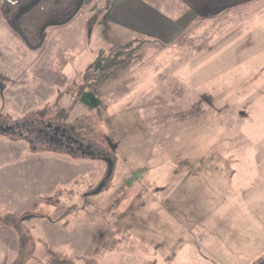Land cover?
<instances>
[{"label": "rangeland", "instance_id": "1", "mask_svg": "<svg viewBox=\"0 0 264 264\" xmlns=\"http://www.w3.org/2000/svg\"><path fill=\"white\" fill-rule=\"evenodd\" d=\"M100 3L50 25L36 51L0 12V120L53 122L115 158L95 193L107 173L104 159L32 151L0 135V264L136 259L137 211L147 215L164 165L182 151L192 154L189 165L210 147L201 137L216 121L226 130L264 98V59H254L257 69L243 59L247 11L193 20L155 38L107 20ZM171 3L168 15L183 13ZM261 5L252 15L264 14Z\"/></svg>", "mask_w": 264, "mask_h": 264}, {"label": "crops", "instance_id": "2", "mask_svg": "<svg viewBox=\"0 0 264 264\" xmlns=\"http://www.w3.org/2000/svg\"><path fill=\"white\" fill-rule=\"evenodd\" d=\"M159 1L102 0L100 4L107 20L155 38H160L157 33L171 36L193 20L206 22L247 11L244 63L257 69L254 59H264V14L252 15L264 0H172L180 7L176 11L183 12L176 17L165 12L171 11V0ZM259 65L264 68L263 62ZM253 102L233 126L224 130L218 120L208 137L202 135L203 144L210 139V147H204L199 158L185 165L192 154L182 151L174 154L181 157L179 161L174 158L164 165L162 182L152 186L159 192L149 198L147 215L137 211L143 231L131 234L136 259L120 264H264V98ZM158 203L163 205L156 211Z\"/></svg>", "mask_w": 264, "mask_h": 264}, {"label": "trees", "instance_id": "3", "mask_svg": "<svg viewBox=\"0 0 264 264\" xmlns=\"http://www.w3.org/2000/svg\"><path fill=\"white\" fill-rule=\"evenodd\" d=\"M32 1L0 0V12L31 51L43 46L50 23L62 24L70 21L83 4L77 8L78 0H37L31 5ZM112 158L114 161L115 158Z\"/></svg>", "mask_w": 264, "mask_h": 264}, {"label": "flooded vegetation", "instance_id": "4", "mask_svg": "<svg viewBox=\"0 0 264 264\" xmlns=\"http://www.w3.org/2000/svg\"><path fill=\"white\" fill-rule=\"evenodd\" d=\"M0 135L9 139L21 140L32 151L59 152L67 156L80 155L98 160L113 159L93 143L76 140L65 127L49 121L34 118L17 119L11 122L0 120Z\"/></svg>", "mask_w": 264, "mask_h": 264}, {"label": "water", "instance_id": "5", "mask_svg": "<svg viewBox=\"0 0 264 264\" xmlns=\"http://www.w3.org/2000/svg\"><path fill=\"white\" fill-rule=\"evenodd\" d=\"M82 1L83 0H78V4H77V8H79L80 7V5L82 4ZM37 2V0H33L32 2H31V5L32 4H34V3H36ZM22 11V10H21ZM57 23H50L49 24V26L50 25H56ZM105 161H106V163H107V173H106V176L104 177V179H103V181L101 182V184H100V186L97 188V190L95 191V193H97V192H99L102 188H103V186L106 184V180L112 175V173H113V169H114V161H113V159H111V158H108V159H104Z\"/></svg>", "mask_w": 264, "mask_h": 264}]
</instances>
